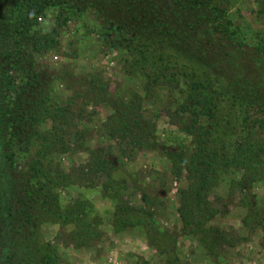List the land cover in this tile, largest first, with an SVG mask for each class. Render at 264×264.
I'll use <instances>...</instances> for the list:
<instances>
[{"label": "rangeland", "instance_id": "374dc122", "mask_svg": "<svg viewBox=\"0 0 264 264\" xmlns=\"http://www.w3.org/2000/svg\"><path fill=\"white\" fill-rule=\"evenodd\" d=\"M62 1L61 8H51L45 18H39L41 31L61 26L58 45L36 54L35 68L54 77L58 105L67 106L73 115L65 135L69 148L50 156L53 172L70 176L66 186L57 190L60 208L76 198L86 201L84 218L93 233L89 238L79 236L72 222L59 223L55 215L38 226L37 236L57 248L63 264H264V173L251 183L244 178V168L221 173L205 197L204 205L214 215L201 230L189 234L178 210L180 191L189 184L188 173L171 160L173 153L187 155L197 128L207 124L214 128L212 146L234 147L244 134L242 101L249 96L247 87L206 68L204 60L188 55L182 44L163 46L156 37L136 33L131 35L129 50L107 43L108 34H116L111 0L98 6L86 3L80 10L75 0ZM231 4L229 31L236 47L240 43L247 53L263 49L264 0ZM248 57L253 66L247 74L254 79L264 62ZM160 65H168L170 75L154 81ZM15 74L11 72L12 77ZM194 82H211L223 92L211 117L189 100L187 88ZM118 100L135 104L137 118L147 122L143 126L149 129L150 147L130 143L121 134L111 135ZM100 147L110 152L107 158L116 164L111 178L105 172L87 171L91 151ZM36 150L34 143L25 153L15 151L18 173H29ZM3 164L0 152L1 189L5 190L0 200V264H23V253L13 246L11 220L7 212L2 213V205L10 204L11 192ZM120 218L126 223H117ZM38 254L30 255L29 264H41Z\"/></svg>", "mask_w": 264, "mask_h": 264}, {"label": "trees", "instance_id": "16d2710c", "mask_svg": "<svg viewBox=\"0 0 264 264\" xmlns=\"http://www.w3.org/2000/svg\"><path fill=\"white\" fill-rule=\"evenodd\" d=\"M105 1L75 0L74 6L80 10L83 4L98 6L104 5ZM232 1L111 0L116 34H108L107 43L129 50L132 47L131 35L136 33L145 38L156 37L163 46L182 44L188 55L197 56L200 62L204 60L206 68L213 69L222 78H233L236 84L248 89L249 96L242 101L244 134L234 147L212 146L210 137L214 128L207 124L196 127L198 131L195 132L193 148L187 155L173 153L171 156L175 167L185 168L188 173L189 184L180 191L178 210L183 228L189 234L201 230L204 221L214 215V210L204 205L205 197L221 173L244 168L247 183L260 179L264 173V66L258 67L263 71L254 74V79L247 74L249 66H253L248 55L264 62V56L260 55L264 48L247 53L240 43L236 47L229 31L232 21L228 12ZM62 2L0 0V152L4 156V173L9 176L7 181L11 189L10 204L7 208L2 205V213L5 215L7 212L6 216L11 220L8 224L10 235L17 252L23 253V264H29L33 253H39L41 264H63L57 248L49 242H42L37 236L38 226L47 217L55 218L57 215L59 223L72 222L79 236L89 238L93 233L90 230L92 224L84 218L88 206L86 201L76 198L67 208H60L57 190L66 186L70 176L61 171L54 173L50 156L69 148L65 135L73 122V115L67 106L58 105L53 90L54 77H47L35 68L34 56L58 45V27L61 26L41 31L38 28L40 20L46 17L49 9L61 8ZM61 13L59 9L58 19ZM160 66L159 72L152 77L154 81L170 75L168 65ZM11 72L16 73L14 85ZM187 91L191 104H198L200 111L210 117L215 114L222 90L217 91L211 82H194ZM137 115L134 103L115 101L111 135L121 134L122 138H129L130 143L150 147L147 142L149 129L143 126L147 122ZM34 143L37 150L31 170L22 175L14 165L15 151L25 153ZM109 153L103 147L91 151L87 171L90 174L105 172L111 178L116 164L112 158H107ZM1 172L0 200H3L5 190L1 189ZM119 222L125 224L126 220L120 218ZM120 227L118 225L116 229Z\"/></svg>", "mask_w": 264, "mask_h": 264}]
</instances>
